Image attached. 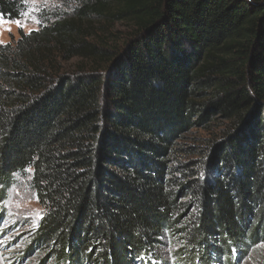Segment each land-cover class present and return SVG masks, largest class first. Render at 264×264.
I'll return each instance as SVG.
<instances>
[{
	"label": "trees",
	"instance_id": "16d2710c",
	"mask_svg": "<svg viewBox=\"0 0 264 264\" xmlns=\"http://www.w3.org/2000/svg\"><path fill=\"white\" fill-rule=\"evenodd\" d=\"M59 1L0 44V204L27 179L45 209L28 253L239 264L264 243V0Z\"/></svg>",
	"mask_w": 264,
	"mask_h": 264
},
{
	"label": "rangeland",
	"instance_id": "374dc122",
	"mask_svg": "<svg viewBox=\"0 0 264 264\" xmlns=\"http://www.w3.org/2000/svg\"><path fill=\"white\" fill-rule=\"evenodd\" d=\"M59 0H27V11L20 20H7L0 17V44H15L22 36L40 28V13ZM82 60L75 58L65 63V70H71ZM203 138L208 135L200 133ZM2 187L0 186V194ZM34 192L31 191L27 179H19L5 191V198L0 204V264H41L44 255L36 252L28 253L32 233L44 216ZM168 264H178L173 256L168 257ZM47 264V262L45 263ZM239 264H264V243L253 249Z\"/></svg>",
	"mask_w": 264,
	"mask_h": 264
}]
</instances>
